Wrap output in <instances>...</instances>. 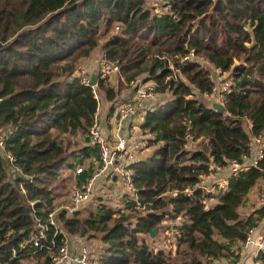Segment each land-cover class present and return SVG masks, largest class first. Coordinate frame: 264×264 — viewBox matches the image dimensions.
<instances>
[{"label":"trees","instance_id":"16d2710c","mask_svg":"<svg viewBox=\"0 0 264 264\" xmlns=\"http://www.w3.org/2000/svg\"><path fill=\"white\" fill-rule=\"evenodd\" d=\"M162 2L165 10L155 13L146 0H0V125L10 130L0 150V264H50L51 250L44 245L58 224L68 234L99 239V264H206L212 258L234 263L247 231L264 219V205L240 210L264 179V158L231 177L225 189L181 192L196 185L211 158L223 165L241 160L251 138L264 132V0ZM101 40L104 58L119 63L125 83L145 74L157 95H171L145 111L139 128L151 135L148 147L154 148L128 165L137 201L149 211L136 210V201L124 195L126 213L99 201L84 217L56 211L52 225L49 214L68 191V172L98 157L87 138L72 148L61 135L85 136L97 110L91 88L74 72ZM190 51L233 79L225 113L195 96L212 93L215 83L198 59L179 61ZM162 52L172 57L176 77L155 56ZM121 86L97 81L101 99L109 102ZM187 132L202 140L200 147L186 148ZM6 153L14 156L12 164ZM14 166L22 173L11 172ZM173 189L180 192L169 194ZM208 198L215 203L206 208L202 201ZM165 217L181 219L174 239L177 255H188L187 261L146 241ZM39 225L46 226L42 249L32 245ZM54 238L62 245L61 234ZM256 259L264 261V253Z\"/></svg>","mask_w":264,"mask_h":264},{"label":"built area","instance_id":"2783aa9c","mask_svg":"<svg viewBox=\"0 0 264 264\" xmlns=\"http://www.w3.org/2000/svg\"><path fill=\"white\" fill-rule=\"evenodd\" d=\"M157 4V3H155ZM167 10L171 9V6L166 7ZM156 13H159L156 12ZM116 29L118 27L116 26ZM155 56L159 59H164L167 61L168 67L173 70V76L176 77L178 71L174 69L172 63V57L167 53H158ZM189 59H196L193 52H189L183 57L179 58L180 62ZM215 69V68H214ZM217 73L221 76L228 72H222L219 69H215ZM92 74L96 76V83H90V77ZM120 74V65L116 60L104 58L99 65L97 71L90 72L85 67L80 68L76 71V77L79 79L80 83L91 88L93 97L97 102V110L94 113L93 119L87 128L85 137L88 139L89 144L96 147L98 152L97 159L92 160L91 172L89 175H84L82 179L76 181L73 186L69 201L65 204L62 203L54 209L53 212L49 214V223L55 225L54 213L59 210H64L67 214H72L76 211V208L80 205L88 202L94 191L98 189H103L104 184L113 183L115 185H121L124 190V195H128L131 199L136 201L135 209L142 211L143 213L148 212L145 205H141L137 201L136 191L133 188L131 182V169L128 165L139 158V154L148 148V138L151 136L149 133L142 134L139 124H133V128L128 130V125L132 123L136 117L141 116L140 107L144 101L156 99L157 93L155 91V84L148 82H139L137 80H131L130 83L134 84V92L126 100L120 101L116 106L112 107V113L109 114L108 119L102 121L99 118V108L101 104V96L98 91L97 81L99 79L109 78L112 75ZM219 75V78L221 76ZM234 86L233 79L228 76L223 77L219 81L217 86H214L212 93L204 95H213L214 92L217 93V100L223 104L224 96L229 93ZM10 132L9 129L4 128L0 125V150L4 151V141L7 134ZM146 136V137H145ZM186 140V145L194 140L192 134L187 132L184 136ZM6 158L8 162L12 164L14 161V156L11 153H6ZM264 158V132L260 135L253 136L251 138L249 151L241 156V160L228 159L226 164L211 162L209 164V170L203 172L198 177V182L193 186H186L181 192L185 194H191L194 188H198L204 193H213L217 189H225L228 185V181L231 177L236 176L239 172L245 171L251 167H257L259 162ZM228 167L226 174H220L219 172H224V168ZM87 168L77 164L74 167V177L83 174ZM11 172L22 173L19 167H11ZM180 190L173 189L168 192L169 194L175 195L179 193ZM259 202L264 205V186L260 190L258 195ZM208 199H203V203L206 208H209ZM118 214L126 213V208L121 203L117 207ZM39 234L32 238V245L38 249H42L43 243L41 238L44 237L46 226L39 225ZM259 226L250 228L246 233V238L244 242L240 244V249L235 250L234 254L239 255V258L232 263L229 259H211V264H244L242 262L241 254L242 251L246 249H251V258L253 260L252 264H264V261L257 260V256L260 253H264V224L261 230H257ZM61 234L63 236V243L60 246L56 245L55 235ZM165 236L167 238H174L179 235V231L176 224H173L170 228L165 231ZM72 237L66 235L61 228H56L54 235L50 241V244L44 245L45 248L50 249L49 259L50 264H99L96 253L93 249L82 245L79 246L77 252H72ZM71 244V247L69 245ZM176 248V244L172 241H165L162 248ZM25 245L22 244L21 247ZM160 248L161 250H163ZM154 249V248H153ZM159 250V249H154ZM164 251V250H163ZM170 254V253H169ZM34 264H46L44 262H36Z\"/></svg>","mask_w":264,"mask_h":264},{"label":"rangeland","instance_id":"374dc122","mask_svg":"<svg viewBox=\"0 0 264 264\" xmlns=\"http://www.w3.org/2000/svg\"><path fill=\"white\" fill-rule=\"evenodd\" d=\"M157 3V4H155ZM146 5L148 7H150L152 9L153 12H158L161 13L162 11H164V7H163V2L162 0H146ZM116 29V27H115ZM116 31V30H115ZM102 41L100 42V44L95 48V50L92 52L91 56H94V60L93 62L89 63L88 62V59L89 58H85L81 61L80 65L77 67L76 71L79 70L80 68L82 67H85L88 71L90 72H94V71H97V69L99 68V65H100V62L104 59V54H103V50H102ZM198 59L201 64L206 67L209 72H210V75H211V78L213 79L214 83H215V86H217L219 84V81L221 79L226 78L229 76V73H225L223 74L222 76L217 73L215 70H214V67L209 64L208 62L204 61L203 59H201L200 57L196 58ZM76 71L74 72V75H76ZM219 75L221 76V78H219ZM180 76V75H179ZM145 74L143 75H140V76H137L135 79L133 80H137L139 81L140 83L141 82H148V83H153L155 84V82L151 79H147L145 78ZM182 78V76H181ZM108 79V82L113 85V86H118V81H121L122 82V86H121V89H120V92L117 96V98L114 100V101H106L105 99H101V104H100V108H101V117H103L104 119V115L103 113L107 112V109L109 108V106H116L117 103L119 102L120 99H122L121 97H129L133 94L134 92V84H131L130 81L125 83L124 81V78L120 76V74L118 75H112L111 77L107 78ZM183 79V78H182ZM125 93V94H124ZM170 93L168 92H165V93H158V95L156 96V99L154 100H148V101H144L142 103V106L140 107V112L142 110L145 109V107H148L150 105H147V104H157L161 101H164L168 98H170ZM195 96L197 98H199L201 101H203L206 105L210 106L212 105V103L214 102H218L217 100V93L214 92L213 95H200L198 93L195 94ZM124 99V98H123ZM122 99V100H123ZM151 105V106H152ZM101 118V120H103ZM136 119H138V117H136ZM106 120V119H105ZM243 125L245 127L246 130H249V122L247 120H244L243 121ZM142 134H147V133H142ZM146 137V136H145ZM61 138L63 139L64 142H68L70 141L71 144H72V148H75L77 146H80V145H83L85 143V139L86 137L83 136L82 134H77V135H66V134H62L61 135ZM201 139H198V140H193L191 141L190 143H188L186 145V148L187 149H195L197 147H200V143H201ZM153 146H150L148 147L147 149H145L143 152H141L139 155H140V158L142 157H145L147 155H149L152 150H153ZM80 166H83L85 168H87L86 170H90L91 172V164H92V160H91V163L89 161H86L85 164H80L78 163ZM224 172H219L218 175L220 174H226L227 173V170H228V167H225L224 168ZM70 182L68 184V191L67 193L62 197V198H59L57 200V206L62 204V203H67L69 201V195H70V192L73 188V186L76 184V181L78 180L77 177H74V169L70 172ZM103 189H98L96 191H94V193L92 194V197L91 199L80 205L79 207L76 208V211L79 212V215L80 217H84L87 215V211L90 210H94L96 205L98 204L99 201L105 203L106 205H109L110 207H112L113 209H117V207H119V205L122 203V200H123V197H124V191L126 190L125 188H123L121 185H115L113 183H108V184H104L103 185ZM264 186V179H261L258 184L253 187L250 192H249V199H248V203L247 205L244 207V208H241V212L243 213H248L249 211H251V207L253 205H256V206H259V205H262L260 202H259V199H258V195H259V192L260 190L263 188ZM125 189V190H124ZM208 204L210 206H212L215 201L214 199H209L208 198ZM56 209V208H55ZM55 220V219H54ZM181 219L177 218L175 220L173 219H169V218H164L160 224V226L156 229V231L154 232V235L152 236H148V235H145V239L146 241L148 242V244L150 245V247H152V249H160L163 247V244L165 243V241H172V243H176L174 238H167L165 236V231L167 230V228H170L173 224H176V223H179ZM56 222V221H55ZM261 223H264V219L262 220ZM58 224V222L56 223ZM58 228H61L64 232L65 229L62 228L61 225L58 224ZM66 235L69 236V237H72V252L75 253V251L77 252V249L79 248V246H82V245H85L91 249H93V251L95 252L96 251V247H99L101 246L100 242H99V239L97 238H88L87 236H80V235H71V234H68L66 232ZM69 247H71V244L69 245ZM169 247V250L167 248H162L165 253H170V255L172 257H178L179 261L180 262H183V261H187L188 260V255L186 254H183V253H179V255H177V252H178V246H176V248H170V246L168 245ZM96 253V257H98V253ZM250 257H247L245 260L246 262H244L242 260V262L244 264H252L253 263V260L252 259H249ZM44 262L43 259L41 260H35V259H29V260H22L21 264H34L36 262ZM206 264H211V262L209 261L208 263Z\"/></svg>","mask_w":264,"mask_h":264},{"label":"crops","instance_id":"0c3cea01","mask_svg":"<svg viewBox=\"0 0 264 264\" xmlns=\"http://www.w3.org/2000/svg\"><path fill=\"white\" fill-rule=\"evenodd\" d=\"M93 60H94V56H91L89 59H88V62L89 63H91V62H93ZM215 70V69H214ZM125 94V93H124ZM129 97H131V96H129ZM129 97H121L123 100H126V99H128ZM122 99H120L119 100V102L120 101H123ZM147 105H150V106H148V107H145V109L144 110H142L141 111V116L140 117H138V119H135L132 123H130L127 127H128V130L130 129L131 130V128H133V124H136V122L138 123V124H140V122L142 121V119H143V116H144V113H145V111L147 110V109H149L150 107H152V106H154V104L152 105L151 103L150 104H147ZM152 105V106H151ZM111 113H112V110H111V106H109V108L107 109V112H105V113H103V115H104V119H103V117H101V108H99V118L101 119H103L102 121H105V119H108V117H109V114L111 115ZM137 125V124H136ZM144 151V150H143ZM142 151V152H143ZM139 158H140V155H139ZM258 184V183H257ZM256 184V185H257ZM263 224L264 223H260V225H259V227H258V231L259 230H261L262 228H263ZM251 249L249 248V249H246V250H244V251H242V254H241V258H242V260L244 261V262H246V258L247 257H250L249 259H252L251 258Z\"/></svg>","mask_w":264,"mask_h":264},{"label":"water","instance_id":"95a60500","mask_svg":"<svg viewBox=\"0 0 264 264\" xmlns=\"http://www.w3.org/2000/svg\"><path fill=\"white\" fill-rule=\"evenodd\" d=\"M90 83L91 84H95L96 83V76H95V74H92L91 75V77H90ZM211 108H213L214 110L218 111L219 113H225L226 112V109H225L224 104L220 103L219 101L212 103ZM155 231H156V229H153L151 231V233H150V236L154 235V232Z\"/></svg>","mask_w":264,"mask_h":264}]
</instances>
